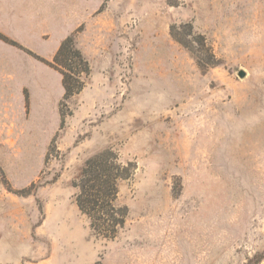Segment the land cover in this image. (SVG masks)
<instances>
[{
	"label": "rangeland",
	"instance_id": "1",
	"mask_svg": "<svg viewBox=\"0 0 264 264\" xmlns=\"http://www.w3.org/2000/svg\"><path fill=\"white\" fill-rule=\"evenodd\" d=\"M81 1L90 73L56 132L34 103L4 117L0 264H264V0ZM99 153L123 176L113 239L75 203Z\"/></svg>",
	"mask_w": 264,
	"mask_h": 264
},
{
	"label": "crops",
	"instance_id": "2",
	"mask_svg": "<svg viewBox=\"0 0 264 264\" xmlns=\"http://www.w3.org/2000/svg\"><path fill=\"white\" fill-rule=\"evenodd\" d=\"M94 10L81 0L76 4L73 0H0V34L51 61L61 41ZM63 94L58 72L0 40V130L8 114L13 117L10 123L16 119L28 127L34 103L42 134L48 141L58 127L57 106Z\"/></svg>",
	"mask_w": 264,
	"mask_h": 264
},
{
	"label": "trees",
	"instance_id": "3",
	"mask_svg": "<svg viewBox=\"0 0 264 264\" xmlns=\"http://www.w3.org/2000/svg\"><path fill=\"white\" fill-rule=\"evenodd\" d=\"M0 40L25 50L1 34ZM175 40L186 47L181 40L177 38ZM199 40L201 48L205 51L207 57L213 59L214 56L206 48L205 39L199 36ZM26 52L34 56L30 52ZM34 57L61 75L64 89L62 98L65 100L82 89L83 82H81L80 78L81 76L87 77L90 73V65L82 52L76 47L73 35L61 41L51 61L38 56ZM196 61L198 66H200L199 59L196 58ZM215 65L217 64L211 63L209 67ZM25 106L26 108L28 106L27 95H25ZM112 169V167L107 166V160L103 153L88 159L79 176L77 184L79 192L75 200L81 214L88 219L91 231L106 239H113L125 221L124 209H118L113 204L117 194V181L122 179L123 176L116 175L112 172Z\"/></svg>",
	"mask_w": 264,
	"mask_h": 264
},
{
	"label": "water",
	"instance_id": "4",
	"mask_svg": "<svg viewBox=\"0 0 264 264\" xmlns=\"http://www.w3.org/2000/svg\"><path fill=\"white\" fill-rule=\"evenodd\" d=\"M238 77L239 78H244L245 77V72L244 71H239L238 72Z\"/></svg>",
	"mask_w": 264,
	"mask_h": 264
}]
</instances>
